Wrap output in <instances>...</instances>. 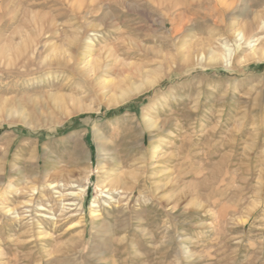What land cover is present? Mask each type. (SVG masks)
I'll use <instances>...</instances> for the list:
<instances>
[{
	"label": "rangeland",
	"instance_id": "1",
	"mask_svg": "<svg viewBox=\"0 0 264 264\" xmlns=\"http://www.w3.org/2000/svg\"><path fill=\"white\" fill-rule=\"evenodd\" d=\"M0 264H264V0H0Z\"/></svg>",
	"mask_w": 264,
	"mask_h": 264
},
{
	"label": "clouds",
	"instance_id": "2",
	"mask_svg": "<svg viewBox=\"0 0 264 264\" xmlns=\"http://www.w3.org/2000/svg\"><path fill=\"white\" fill-rule=\"evenodd\" d=\"M254 41L246 37L242 31H236L232 40L218 42L215 47L208 50V58L212 62L227 63L234 55L235 49L241 46H252Z\"/></svg>",
	"mask_w": 264,
	"mask_h": 264
},
{
	"label": "bare ground",
	"instance_id": "3",
	"mask_svg": "<svg viewBox=\"0 0 264 264\" xmlns=\"http://www.w3.org/2000/svg\"><path fill=\"white\" fill-rule=\"evenodd\" d=\"M28 66H26V68H27ZM84 190V189H83Z\"/></svg>",
	"mask_w": 264,
	"mask_h": 264
}]
</instances>
